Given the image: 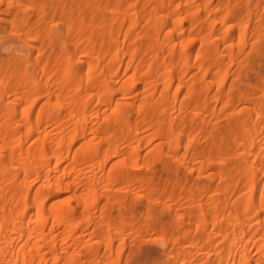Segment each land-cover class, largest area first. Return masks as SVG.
Returning <instances> with one entry per match:
<instances>
[{
  "label": "bare ground",
  "instance_id": "bare-ground-1",
  "mask_svg": "<svg viewBox=\"0 0 264 264\" xmlns=\"http://www.w3.org/2000/svg\"><path fill=\"white\" fill-rule=\"evenodd\" d=\"M17 2L0 264H264V0Z\"/></svg>",
  "mask_w": 264,
  "mask_h": 264
},
{
  "label": "rangeland",
  "instance_id": "rangeland-1",
  "mask_svg": "<svg viewBox=\"0 0 264 264\" xmlns=\"http://www.w3.org/2000/svg\"><path fill=\"white\" fill-rule=\"evenodd\" d=\"M19 2H17V6L19 7L18 8V10L19 11H17L16 12V18L19 20L18 21V23H20V26H19V24H18V28H24L25 27V25L26 26H31V23L33 24V23H35L36 25H32L33 27L34 26H38L39 27V25H41V24H43L44 22L43 21H45L46 20V16L44 15V14H46V12H45V10L47 11V9L49 10V11H51V6L50 5H52V4H54L53 2H52V4H50V3H48V2H50V1H54V0H48L46 3L49 5H45L46 7L44 8V6H43V4H42V6H41V4L40 3H43V1H37V0H18ZM29 2H30V4H29ZM32 3V4H31ZM37 3L43 8V10H42V8L40 7V11L39 10H37ZM36 4V6H34ZM31 5V6H30ZM32 5H33V7H32ZM38 5V6H39ZM28 6L30 7V8H28ZM3 7H4V5H3ZM3 7H1V9L2 10H4L5 9V7L3 8ZM27 7V8H26ZM48 7V8H47ZM52 7H53V5H52ZM34 8V9H33ZM27 9V10H26ZM30 9V10H29ZM45 9V10H44ZM22 10V11H21ZM44 11V12H43ZM0 14H1V17H0V19L1 18H3L4 20L6 19L7 20V22H8V20H10V17L9 16H4V13H2V12H0ZM30 18V19H29ZM33 21V22H32ZM7 22H4V21H0V41L2 42H0V46H2V47H0V51H2L1 50V48L3 49V51L2 52H5L6 50H9L8 48H11L13 51L14 50H18L16 53H18L19 55H21V56H23V57H25V58H29L32 54L34 55H32L33 57H35L36 56V53H35V51H33L31 48H29L30 46V44H31V46H33V45H36V46H40V45H38V39L41 37V34L39 33V32H41L40 31V29H37V31H34V32H36V34L34 33L33 34V37L34 38H37V40H35V41H32V42H28V43H23L24 41L22 40V37H23V33H22V31H21V33H22V35H20V36H16V35H14V34H11L10 33V35H9V33L7 34V32H9L11 29L10 28H12L11 26H9L8 24H7ZM23 22H24V24H23ZM39 24V25H38ZM23 25V26H22ZM7 26V27H6ZM35 28V27H34ZM34 28H32V29H34ZM13 29V28H12ZM55 29H57V30H55ZM54 30L57 32V35H56V37H58V38H60L61 39V37H63L64 35H63V33L62 32H64V30H63V28H62V26L61 25H58V26H56V28H55ZM5 31V32H4ZM7 31V32H6ZM4 32V33H3ZM38 32V33H37ZM19 33H20V31H19ZM59 33V34H58ZM62 33V34H61ZM4 34V35H3ZM40 35V37L38 38V35ZM3 35V36H2ZM5 35H9L8 36V38H7V36H5ZM12 35V36H11ZM61 36V37H59V36ZM63 35V36H62ZM11 36V37H10ZM3 37V38H2ZM56 37H53L54 38V40H53V38H45V39H47V41H49L48 43H46L47 45H48V47L49 46H55L56 45V43L57 42H55L56 41ZM7 38V39H6ZM10 38V39H9ZM64 38V37H63ZM8 39H9V41H8ZM5 41V43H3V41ZM70 40V39H69ZM68 40V41H69ZM8 41V43H10V44H6V42ZM22 41V42H21ZM54 43H53V42ZM12 42H13V44H12ZM30 43V44H29ZM35 43V44H34ZM50 43H51V45H50ZM29 44V45H28ZM45 44V45H46ZM8 46V48H7V46ZM10 46V47H9ZM47 46H46V49L48 48ZM31 49V50H30ZM51 49V48H50ZM49 48L47 49V52L49 53L51 50H50ZM48 50H50V51H48ZM67 50H68V48H67ZM33 51V53H31ZM15 52V51H14ZM47 53V54H48ZM68 53H69V51H68ZM31 56V57H32ZM31 62H29V63H27V64H29V65H27V67H28V71L27 72H29L31 75H32V72H33V74H34V72L36 71V68H34L35 70H33V67H34V65H32V64H30ZM29 73L27 74V75H29ZM31 75H29L28 77H30ZM143 246H153V247H155V246H157L156 244H152L151 242L149 243H147V242H145V243H143Z\"/></svg>",
  "mask_w": 264,
  "mask_h": 264
}]
</instances>
